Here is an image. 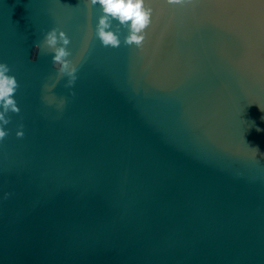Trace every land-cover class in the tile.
I'll return each mask as SVG.
<instances>
[{"label": "water", "instance_id": "1", "mask_svg": "<svg viewBox=\"0 0 264 264\" xmlns=\"http://www.w3.org/2000/svg\"><path fill=\"white\" fill-rule=\"evenodd\" d=\"M145 6L142 47L120 26L112 48L88 0H0L20 108L0 141V264H264V0ZM53 28L72 88L34 48Z\"/></svg>", "mask_w": 264, "mask_h": 264}, {"label": "clouds", "instance_id": "2", "mask_svg": "<svg viewBox=\"0 0 264 264\" xmlns=\"http://www.w3.org/2000/svg\"><path fill=\"white\" fill-rule=\"evenodd\" d=\"M195 0H167L170 5H185L194 3ZM99 5L102 9V15L98 19L96 26V36L105 47L117 48L121 45L119 38L120 26L128 29V35L124 38V44L128 46L135 45L142 47L146 38V29L151 24L152 9L145 6V0H88V6L93 7ZM113 21L118 22L115 31ZM70 39L64 31L53 28L45 34L41 44L34 45L38 51L43 48L45 51L53 52L52 63L56 69V82L58 83L64 77H67L65 87L72 88L77 80L78 61L74 62L69 59L72 55L68 49ZM11 71L6 63H0V141H3L8 135L5 126L11 122V118L7 113L12 112L18 114L20 108L14 99L19 84L13 75H8ZM48 87V86H46ZM55 84L48 88H54ZM71 95H75L74 92ZM51 99L49 103H51ZM64 100L59 102L58 108L63 109ZM21 130L17 131L18 138H22L23 125L19 126ZM253 153L258 154L259 148H253ZM6 194V198H7Z\"/></svg>", "mask_w": 264, "mask_h": 264}]
</instances>
